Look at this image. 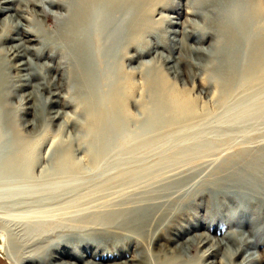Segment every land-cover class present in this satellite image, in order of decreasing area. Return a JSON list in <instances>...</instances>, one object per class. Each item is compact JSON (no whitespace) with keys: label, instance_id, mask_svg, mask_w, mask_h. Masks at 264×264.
<instances>
[{"label":"bare ground","instance_id":"bare-ground-1","mask_svg":"<svg viewBox=\"0 0 264 264\" xmlns=\"http://www.w3.org/2000/svg\"><path fill=\"white\" fill-rule=\"evenodd\" d=\"M15 1L0 0V14L15 11L1 17L0 26L7 25L13 15L23 18L12 6L5 5ZM208 1L198 0V7L192 11L209 6ZM218 1L222 5L217 28L200 35L211 39L209 46L193 48L213 61L218 59L219 65L214 67L224 73L214 79L218 93L214 94L217 103L212 110L207 105L199 107L186 91L183 96L168 90L160 75L162 67L153 59L129 67L158 45L153 38L155 16L159 10L180 12L175 0H48L49 5L63 11L54 16L42 10L53 23L51 30L42 24L35 28L32 22L10 20V32L18 36L4 30L0 42H19L4 50L7 60L27 50L56 55L57 64L52 69L59 74L58 79L52 78V84L56 89H70L64 101L73 107L75 119L66 116L65 120L80 126L82 135L78 139L86 154L76 158L71 145L68 151L54 156L45 171L36 174L41 141L23 140L0 103V255L8 264L178 262L170 259L175 254L152 258L144 248L140 252L127 250L133 243L134 247L141 246L139 238L143 237L134 233H147L151 225L162 228L161 239H174L180 231L171 222L176 213L168 208V212L160 213L167 202L156 199L161 196L157 189L172 185L163 184L162 179L194 162L186 155L208 147L204 139L209 135H223L225 128L240 131L264 124V9L257 3L250 8L251 0ZM28 2L36 7L45 3ZM184 53L180 50L177 58L187 61ZM4 98L0 86V101ZM131 107L140 112H130ZM34 121L29 120V125ZM169 150L172 156H159L153 164L147 162L150 154L162 156ZM248 157L241 165L219 168L208 184L214 193L211 199L224 203L236 193L241 202L259 198L264 204V153L254 159ZM255 160H259L260 169H252ZM171 230L175 232L167 235ZM193 239L208 238L201 233L188 241ZM233 241L230 261L244 248L237 239ZM214 251L210 254L215 255ZM116 256L123 260L112 262L117 261ZM247 259L239 264L264 262V251Z\"/></svg>","mask_w":264,"mask_h":264},{"label":"rangeland","instance_id":"rangeland-1","mask_svg":"<svg viewBox=\"0 0 264 264\" xmlns=\"http://www.w3.org/2000/svg\"><path fill=\"white\" fill-rule=\"evenodd\" d=\"M41 1L45 2L42 7H36L28 0H18L5 4L12 6L23 16V18H19L21 16L13 15L14 18L11 17L8 21L12 20V23L19 24L32 22L35 28H39L42 24L51 30L53 23H51V19L42 14V10L54 16L61 15L63 11L56 6L49 5L46 2L48 0ZM197 1L175 0V3H178L179 7L181 6L180 12H176L174 9L157 11L153 38L154 41L158 42V45L153 48L150 54H144V56L133 60L129 67L138 65L142 60L150 62L153 59L162 67L160 75L163 77V81L165 80L164 84L168 90L183 96H185L183 91H186V96L194 100L199 107L207 105L212 110L217 103L215 96L218 93L214 79L217 76H223L224 73L214 67L215 64L219 65L218 59L213 61L207 54H198L193 48L206 49L209 46L211 39L209 37L200 38V35L206 31L213 32L217 28L216 21L221 13L219 5H222V1L209 0V6L207 4L204 8L192 11L195 6L198 7L199 2ZM251 1L252 6L250 8L257 3L264 9V0ZM242 2L244 3L243 0ZM187 10L189 11L187 12ZM12 13L15 14V11H6L0 14V18ZM26 18L28 19L26 20ZM11 22L0 26V36L2 33L4 34V30L6 31L5 34H13V37L18 36V34L10 32ZM18 42L19 40L14 39L0 42V77H2L0 86L6 95V99H2L3 101L1 100L0 103L4 104V110L7 111L2 110L5 117L8 120H13L16 124V130L19 136L21 134L23 140L41 141V144L37 146V153H39L41 160L35 166V173L40 174V171H45L51 165L54 156L68 151L69 146L72 145L73 153L79 159L85 156L86 151L78 139V135H82L80 126L65 120L66 116L74 117L73 107L64 101L68 98L67 95H70V89L67 87L56 89L52 84V78L58 79L59 74L52 69L57 64L56 55H53L51 51L37 55L34 51L27 50L21 52V56L18 58L12 60L8 58L7 60L4 50ZM187 47L191 50H187ZM182 49L187 54V61L177 58ZM166 57L169 59L167 60ZM24 62H28L27 65L18 66ZM53 92L57 94L54 95ZM29 93H31L30 97L28 96ZM30 98L32 99L28 100ZM130 112L138 114L140 110L131 107ZM34 119L36 122L34 121V124L30 126L29 120L33 121ZM224 130L223 135H209L207 140L204 139L208 141H204L206 146L209 145L208 147H196L198 150L194 149L186 155L191 161L195 160L194 162L182 166L173 173L174 175L166 174L164 176L165 179L163 178L162 182L164 181L163 184L165 185L172 183L170 188H160L161 191L157 189L161 196H157L156 199L167 202L165 206L163 205L160 213L168 212V208L177 214L171 220L173 225L176 228L179 227L178 230H180L179 232L176 230L174 239L159 238L162 228L151 225L148 227L147 233H134L138 238L143 237V239L139 238L142 240L141 246L134 247L133 243L127 250L133 248L140 252V248H144L149 251L152 258H156L158 255L172 257L175 254V257L170 258L174 261L179 259L175 264H212V260L218 261L217 264H239L244 258L249 259L250 255L258 256L263 253L264 204L261 200L257 198L241 202L238 194L234 193L237 196L232 194L229 198L224 199L225 201L223 200L224 203L215 201L211 199V195L213 196L214 193L210 191L209 185L222 167L226 165L238 166L244 162L243 159L247 160V156L254 159L258 157L259 153H264V124L254 128H242L240 131L231 128ZM173 147L176 149L184 148L177 145H173ZM171 150L164 152L162 156L150 154V159L147 162L153 164L159 159V156L168 155L170 157L173 155ZM184 157L179 160H183ZM255 162L256 164L253 165L252 169H260L259 160H255ZM169 216L172 218L171 213ZM167 232V235H172L175 231ZM201 233H204L208 239L188 241ZM234 238L244 248L240 255L235 256L230 261L228 253L235 249ZM209 246H214L212 249H215V255L210 254L211 249L204 256L205 251L210 248ZM119 258L116 256L117 261L113 260L112 262L123 260ZM258 261L255 264H264L263 261ZM0 264H8L1 255Z\"/></svg>","mask_w":264,"mask_h":264}]
</instances>
